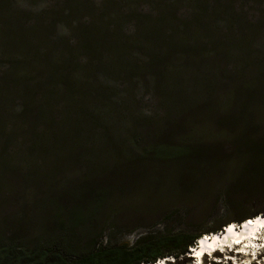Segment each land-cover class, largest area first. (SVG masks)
I'll list each match as a JSON object with an SVG mask.
<instances>
[{
  "label": "rangeland",
  "instance_id": "rangeland-1",
  "mask_svg": "<svg viewBox=\"0 0 264 264\" xmlns=\"http://www.w3.org/2000/svg\"><path fill=\"white\" fill-rule=\"evenodd\" d=\"M262 76L264 0H0V239L77 255L257 213L247 176L143 154L217 142L231 157L210 121L231 103L223 133L244 134V94L264 90ZM216 254L202 264H233ZM258 254L247 264H264ZM189 255L154 264H195Z\"/></svg>",
  "mask_w": 264,
  "mask_h": 264
},
{
  "label": "trees",
  "instance_id": "trees-1",
  "mask_svg": "<svg viewBox=\"0 0 264 264\" xmlns=\"http://www.w3.org/2000/svg\"><path fill=\"white\" fill-rule=\"evenodd\" d=\"M159 48H162V46ZM258 80L263 82L264 76L258 78ZM253 91L249 89V93L244 94V109L240 113L244 119L243 125H245L246 129L244 134L234 135L230 130L226 134L223 133L225 130L223 127L229 123L225 115L231 112V110L229 111L231 103L226 108L227 111L225 110L226 114L220 111V113H217L220 115L217 117L213 116V121H210L215 128L217 127L214 135L231 140L235 145L236 151L232 153L231 157L224 159L220 155L217 151V148L220 147L217 142L216 144H210V148L214 151L213 153L204 154L199 151L192 153L191 147H202L200 143L182 146L178 140L175 143L153 144L143 155L145 157L152 155L153 159L156 160L155 162L165 163V165L170 166H173L182 156V160L189 164L198 163L200 166L205 164L210 169L214 164H218V168L221 165V169L229 168L237 176H247V180L242 182V185L248 187V190L252 192L251 195L257 196V198H264V133H260V131L264 132V90L257 89V96ZM259 100L261 102L256 107L255 103ZM231 102H233V99ZM255 114H257V117ZM165 145H168V147ZM172 147H175V149H172ZM191 153L193 156L190 159ZM190 167L194 166L190 165ZM39 203L41 204V202ZM51 204H53V201L47 199L40 207L47 206L50 208ZM53 210L55 214L59 213L61 207L55 206ZM77 213L75 212L73 220L76 217L80 218ZM263 213L264 207L253 215L246 212L235 218V222L240 223ZM55 221L58 220L55 219ZM58 222L62 223L61 221ZM48 223V227L41 229L40 232H46L47 234L45 235L50 239V236L55 235V229H53L54 225L51 224V221ZM222 230L223 228L219 226L215 230L204 232V234L217 233ZM37 233H39L38 230ZM204 234L178 232L164 235H148L139 238L133 245H108L103 244L101 240H96L90 249L77 255L65 253L59 246L51 243H46L45 245H30L26 243L15 245L0 239V264H154L158 259L168 258L171 255L172 257L184 255L189 251L190 247L196 244L197 239Z\"/></svg>",
  "mask_w": 264,
  "mask_h": 264
},
{
  "label": "bare ground",
  "instance_id": "bare-ground-1",
  "mask_svg": "<svg viewBox=\"0 0 264 264\" xmlns=\"http://www.w3.org/2000/svg\"><path fill=\"white\" fill-rule=\"evenodd\" d=\"M256 217H258V216H255V217H253V219L252 218H250L251 219V221H248V222H246L247 220H245V222H246V224H245V226H244V229L243 230H238V229H236V228H234V227H231L230 229H228V233L226 234L225 233V231L223 230V232L221 233V234H217V233H219V232H217V233H213V234H217V236L216 237H212V238H210V239H204V240H202V243H203V249H200L199 247H196L195 249H193L194 251H196L197 253H202L203 251H204V249H208V246H216L217 245V242L219 241L220 243H221V241H223L224 243L225 242H228V243H231L232 242V239H234V238H231L230 236H229V234L231 233L230 232V230L235 234V235H237L238 237L237 238H239V240H241V239H248L249 237H251L252 236V233H260V234H263L262 233V231L259 229L260 227H264V216H262V217H258L257 219H255ZM255 219V220H254ZM229 224H233V222H230ZM246 231H248L249 232V235L247 234V232ZM221 232V231H220ZM211 234V233H210ZM196 245H194L192 248H194ZM191 248V247H190ZM190 248H189V250H190ZM235 248V247H234ZM242 249H244V246H242ZM217 251V249H215V252ZM226 251H228V250H226ZM217 253V252H216ZM220 253V252H219ZM226 254V256H228V254L229 253H225ZM248 254V253H247ZM236 255V254H235ZM248 256H250V255H248ZM190 257H192V256H190ZM235 257V259H236V256H234ZM201 258H203V263L205 262V258L203 257V256H201ZM226 258H228V257H226ZM244 258V257H243ZM258 258H260V254H258V256H257V259ZM165 259V258H164ZM167 259V258H166ZM165 259V260H166ZM237 260V259H236ZM160 261V260H159ZM246 261V264H247V262H249V259H246V260H244V262ZM252 261V260H251ZM238 262V261H237ZM253 262V261H252ZM239 263V262H238ZM250 263V262H249ZM239 264H241V263H239ZM253 264V263H252Z\"/></svg>",
  "mask_w": 264,
  "mask_h": 264
},
{
  "label": "clouds",
  "instance_id": "clouds-1",
  "mask_svg": "<svg viewBox=\"0 0 264 264\" xmlns=\"http://www.w3.org/2000/svg\"><path fill=\"white\" fill-rule=\"evenodd\" d=\"M260 215H263V214H260ZM260 215H259V216H260ZM246 220H247V219H246ZM240 223H241V222H240ZM237 224H239V223H237ZM228 225H229V224H228ZM204 235H207V234H204ZM202 237H203V236H202ZM200 238H201V237H200ZM198 239H199V238H198ZM198 239H197V240H198ZM196 243H197V241H196ZM195 245H196V244H195ZM189 252H190V250H189ZM163 259H164V258H163ZM163 259H162V260H163Z\"/></svg>",
  "mask_w": 264,
  "mask_h": 264
}]
</instances>
